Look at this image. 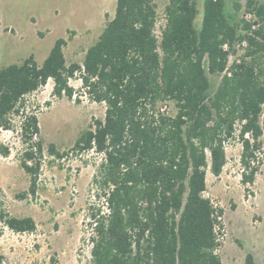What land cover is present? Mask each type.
Masks as SVG:
<instances>
[{
  "label": "trees",
  "instance_id": "trees-1",
  "mask_svg": "<svg viewBox=\"0 0 264 264\" xmlns=\"http://www.w3.org/2000/svg\"><path fill=\"white\" fill-rule=\"evenodd\" d=\"M254 6L247 0L243 10L251 13ZM155 8V0H115L113 18L82 64H66V42L59 38L40 65L29 56L1 68L0 131L12 132L19 124L25 145L19 164L34 197L42 143L38 117L26 111L25 98L51 80L53 96L72 100L69 82L78 79L81 95L105 106L104 118L94 120L72 148L102 156L89 185L95 201L86 205L91 264H221L223 210L204 196L206 169L214 177L221 174L223 141L235 124L241 165L248 170L241 184L251 185L260 168L251 163L264 136V85L251 65L228 66L226 49L239 31L251 32V24L227 11L225 0H204L197 31L194 0H168L158 36ZM254 11L261 20L264 7ZM255 35L262 37L261 31ZM247 40L264 51L261 43ZM205 64L212 75L224 73L211 99ZM168 102L176 105L173 116L163 110ZM48 151L63 155L53 145ZM9 155L0 143V156ZM0 223L17 234L36 230L31 218L4 212ZM244 264H254L250 254Z\"/></svg>",
  "mask_w": 264,
  "mask_h": 264
},
{
  "label": "rangeland",
  "instance_id": "rangeland-1",
  "mask_svg": "<svg viewBox=\"0 0 264 264\" xmlns=\"http://www.w3.org/2000/svg\"><path fill=\"white\" fill-rule=\"evenodd\" d=\"M246 1L225 0L226 10L235 12L237 20L255 25L251 32L239 31L231 47L226 48L228 66L251 65L264 85V51H256L247 40L251 37L264 46V15L260 20L254 11L259 5L264 7V0H252L255 6L251 13L243 10ZM194 2V25L199 31L204 0ZM167 3L168 0H155L158 36L165 23ZM114 12L115 0H0V69L20 64L29 56L40 65L59 38L66 42L63 48L66 64H82L87 49L96 42ZM257 31H261L262 37L255 35ZM204 67L211 99L224 73L212 75L206 64ZM69 84L75 90L72 100L53 96L51 80L25 98L26 111L38 117V138L42 143L34 197L28 194L29 176L19 164L25 148L19 124H15L12 132L0 131V143L10 148L9 157L0 156V212L15 218H31L36 225L33 233L17 234L0 223V264H52L53 258L56 264H91L86 205L95 201L89 185L102 156L94 151L80 154L72 148L94 120L104 118L105 106L82 96L78 79ZM162 107L165 113L175 115L173 102ZM262 110L264 113V106ZM234 129L231 138L223 141L226 164L221 174L214 177L206 169L204 196L223 210V237L218 251L221 264H244L248 254L254 264H264V136L253 152L255 165L260 163L259 171L254 182L244 187L241 175L248 170L240 161L239 126L235 124ZM49 145L63 155L51 156Z\"/></svg>",
  "mask_w": 264,
  "mask_h": 264
},
{
  "label": "built area",
  "instance_id": "built-area-1",
  "mask_svg": "<svg viewBox=\"0 0 264 264\" xmlns=\"http://www.w3.org/2000/svg\"><path fill=\"white\" fill-rule=\"evenodd\" d=\"M251 29L254 30L255 29V25L251 24ZM252 165H255L254 162L251 163Z\"/></svg>",
  "mask_w": 264,
  "mask_h": 264
}]
</instances>
